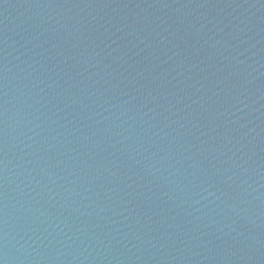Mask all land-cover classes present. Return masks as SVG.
<instances>
[{
	"label": "water",
	"instance_id": "1",
	"mask_svg": "<svg viewBox=\"0 0 264 264\" xmlns=\"http://www.w3.org/2000/svg\"><path fill=\"white\" fill-rule=\"evenodd\" d=\"M0 264H264V0H0Z\"/></svg>",
	"mask_w": 264,
	"mask_h": 264
}]
</instances>
